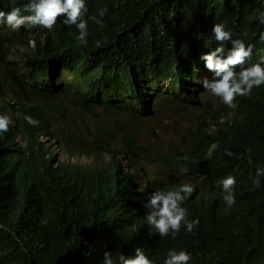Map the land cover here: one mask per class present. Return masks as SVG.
Here are the masks:
<instances>
[{"label":"trees","instance_id":"1","mask_svg":"<svg viewBox=\"0 0 264 264\" xmlns=\"http://www.w3.org/2000/svg\"><path fill=\"white\" fill-rule=\"evenodd\" d=\"M14 1L19 5L27 2L0 0V10H10ZM85 3V19L107 8L103 26L88 19L86 44L70 28L54 30L55 26L49 31L40 27L39 31L22 27L16 32L0 24V82L5 90L11 87L21 118L20 127L11 125L7 133L0 134V264H102L105 251H110L114 264H119V255L135 256L137 248L154 264H163L172 249L190 252L188 264H264V176L259 178V187L253 183L256 169L264 168V85L254 88L250 96H238L235 107H229L202 89V74L197 75L175 53L201 48L206 35L201 18L208 16L213 19L209 28L224 23L233 38L254 45L244 67L259 62L264 58V40L260 39L264 24L259 22L264 0ZM152 32L158 37V47L148 44ZM30 38L36 42L23 52L24 62L12 60L14 49L26 48ZM225 44L232 46L231 41ZM155 56L157 64L152 62ZM145 57L148 83L140 88L131 85L120 100L119 96L101 101L95 93L89 99L76 81L61 76L54 83L55 76L50 77V68L68 65L73 75L77 73L91 83V91L110 88L117 96L130 80L143 81L139 68ZM158 77L170 79L171 86L167 95H163L164 90L155 95L161 102L147 117L159 120L164 135L172 132L168 147L152 128L156 144L145 146L136 141L135 135L149 132L152 126L142 116L145 111L131 113L133 109L127 103L134 100L144 104L147 90L153 89L152 83ZM198 88L216 97L219 107L212 100L201 103ZM170 99L183 105L192 99L193 105H202L203 112L184 119L180 107L176 110L180 119L165 124ZM36 100L45 102L47 108ZM66 105L78 110L83 118L84 112L93 118L102 116L96 112L101 108L106 114L129 116L120 127L133 136L125 140L123 151L109 149L103 144L108 125H93V129L84 118L81 124L93 136L94 147H86L85 133L65 135L61 142L70 150V160L56 159L37 142L39 137L34 140L50 123L60 125L71 119ZM0 114L10 115L5 103L0 105ZM25 115L39 120V125H29ZM99 120L106 122L103 116ZM184 122L186 125H182ZM85 149L98 160L110 152L114 162L110 158L107 169L99 163L80 162L78 153H85ZM226 150L233 155H226ZM121 153L127 155L132 166L139 162L141 154L142 158L145 155L162 163L167 175L177 177L161 182L149 173L147 179L153 192L178 190L190 181L194 192L182 207L187 209L189 220L200 221L191 233L181 227L175 238L149 235V210L137 195L136 180L131 173L123 172L118 162L117 155ZM228 175L237 181L231 208L223 200L221 185Z\"/></svg>","mask_w":264,"mask_h":264},{"label":"clouds","instance_id":"2","mask_svg":"<svg viewBox=\"0 0 264 264\" xmlns=\"http://www.w3.org/2000/svg\"><path fill=\"white\" fill-rule=\"evenodd\" d=\"M13 4L14 5L10 8V10H0V24H5L16 32H19L22 27H33L39 31L41 30L40 27L48 29L49 31L55 26L56 27L54 30H56L58 27L70 28L75 32L77 36L76 38L83 44L87 43L86 37L89 35L88 19H91L97 25L103 26L104 21L102 18L107 13V8L105 7L99 10L98 16H91L88 19H85V13L88 11L85 0H27V2L22 5H19L18 3L16 4V1H14ZM23 13L28 14L24 15ZM259 18V22L264 24V10L260 12ZM212 20L213 19L209 18L208 16L201 18L202 25L206 33L205 40L200 44L201 48L196 47L192 50H182L175 53L176 55L181 56L187 64V67L195 70L197 75L202 74V77H216L212 80H202L203 78L201 77V79H199V83L202 85V89L209 90L214 96L219 97L222 102L229 107H235L234 101L238 96H250L254 88L264 85V58H261V60L257 63L244 67L246 61L252 56L254 45L246 44L241 38H233L232 31L228 30L224 23H215L213 27L209 28L208 24ZM244 35L246 36L247 34L244 33ZM260 39L264 40V33H261ZM208 40H210V42ZM228 41H231V48L225 44V42ZM35 42L36 41L34 38H30L26 48L20 47L18 49H14L12 60H18L20 64H22L25 60L23 52L32 49L35 45ZM148 44L158 47V37L154 36L153 32L151 33ZM152 62L157 64L156 56L152 58ZM176 66H179V63L176 64ZM237 68H239V71H237ZM139 70L144 74L142 75L143 81L138 83L135 80H130L126 86V89L124 91H119L117 96H113L114 93H111L110 88H102L96 92L91 91V88L93 87L91 83H88L87 79L82 76L78 77L77 73L76 76L73 75V71L68 65H60L56 68H50V77L53 75L55 76L53 81L54 83H56L61 78V76H65L69 80L76 81L81 85L79 90L89 99L95 93L96 97L98 99L100 98L101 101L104 100V98L114 100L115 97L119 96L120 100L125 96L127 89L131 85H137L140 88L145 87L148 83L149 78L146 69V57L141 63ZM152 84L153 89L147 90V96L144 104H137L134 100H128L127 102L128 105L133 109L130 110L131 113L138 114L137 111H145L142 116L147 121V124L149 123L147 114L153 112V110L157 108L158 104L161 102V99H156L155 95L161 93L160 91L163 90V95H167V90L171 86V80L165 79L164 77H158L153 81ZM9 89H11V87ZM9 89L5 90L0 82V105L5 103L7 110H10L9 116L0 114V134L7 133L10 130L11 125L14 128L21 126L19 108L15 103L16 97ZM202 89L198 88V91L200 90V93H197L198 97H200L199 101L202 95H208L207 93H201ZM108 95L109 97H107ZM165 97L166 96L162 98L165 99ZM170 101L174 102L172 99H170L168 102ZM36 103L44 108H47L45 102L42 100H36ZM50 103L54 104L55 101ZM188 103L194 104L192 99H189ZM96 112L99 114L100 109H96ZM117 116H120L121 120L118 123H115L112 127H110L109 124L99 120L102 117L101 115H99V117H94V119L97 120L99 125L102 123L108 125L104 130L105 136L103 144L109 147V149L116 148L123 151L126 147L125 140L128 138V136H133V133L127 132L120 127V125H122L129 116L125 117L124 115L119 114ZM91 117H93V115ZM24 120H26L27 123L33 127L39 125V120L33 118L30 115H25ZM57 124L58 123H50L48 125V127L50 125L56 127L54 128L55 136L61 134V132L58 130L59 128ZM144 126L140 128V131ZM46 130L47 129L40 131L34 141L36 142L39 135ZM150 131L151 127L149 129V132ZM149 132L141 136H139L140 133L135 135L136 141L138 142V140H140L141 144H143L142 136H147ZM46 135L50 136V133H46ZM65 135H67V133H63L60 138H57L56 140V143L59 144L62 150V152L59 154L53 151L49 143L40 137V141L37 142L42 143L44 147L48 149V152L54 156V158L60 159L62 161H68L70 160L68 158L70 150L66 149L65 145L61 142L63 136ZM153 135H155L154 132ZM85 137L87 138L86 147H94L91 145L94 142L93 136H89V134L85 132ZM25 139L24 142L27 141ZM24 142L21 141L22 147L25 146ZM106 142H108V144H106ZM145 142L149 144L147 139ZM225 154L228 156L233 155V153L228 150L225 151ZM104 157L107 159L103 160ZM113 157L114 156H112L110 152L109 155L105 152L103 158L98 160L92 153L88 152L87 149H85V153H78V160L80 162L99 163L101 168L104 169H107V166H109L110 158L114 162ZM117 159L119 163L121 162V166L124 169L123 172L131 173L136 180L138 185L137 195L139 199H143L144 207L149 210L148 214L146 215L147 224L150 226L149 235H152L153 233H159L160 237L171 235L173 238H175V236L180 232L181 227H184L186 232L191 233L193 229L199 225V218L189 220L187 209L182 207V203L186 201L194 192V188L190 181L179 186L178 190H155L153 192L154 188L150 189L147 176L149 173H151L153 177L161 180V182L162 180L167 179V176L173 177V175H167L166 166H163V164L160 162H154L153 160L148 159L145 155L142 158L141 154L140 158H138L139 162L134 166H132L131 162L128 163L127 155L124 153L117 155ZM148 165L162 168L164 176L162 178L156 177L154 171L151 170ZM185 174L191 179H194L195 177L192 173L187 171H185ZM261 176H264V168H257L255 178L253 180V183L257 187L260 186L259 178ZM236 182V178L232 175L226 176L221 181L222 190L224 193L223 200L228 208H231L235 204L234 189ZM191 257L192 254L186 250L177 251L172 249L169 250L167 257L163 261V264H188ZM117 259L119 264H154V261L149 259L145 252L140 248L136 249L135 256L126 257L121 254ZM102 264H114L113 255L110 251H105Z\"/></svg>","mask_w":264,"mask_h":264},{"label":"rangeland","instance_id":"3","mask_svg":"<svg viewBox=\"0 0 264 264\" xmlns=\"http://www.w3.org/2000/svg\"><path fill=\"white\" fill-rule=\"evenodd\" d=\"M209 100H212L214 102V106L216 108L219 107L217 99L213 96H210V95H202L200 102L205 103ZM167 106H168V111L164 115V118H163L165 124L173 123L174 120L180 119L179 114L176 113V110L180 107L182 108L181 114L183 116L182 118H184V119L193 118L194 114H199V113L203 112L202 105L196 106V105H193L191 103H188L187 105H183L180 103H174V102L170 101L167 103ZM66 108H67L68 112H70L71 119L67 120L66 122H64L60 125L57 124V126L59 128L58 130L61 132V134L58 136H55L54 135V132H55L54 128H56V127L50 125L46 131H43L39 135V137L41 139H43L49 143V145L52 147L53 151H55L57 154L61 153L62 150H61L59 144L56 143V140H57V138H60V136L63 133L64 134L67 133V135H69V136H71V134H78V131L85 133V125L81 124L83 122L82 120L84 118L86 120L85 122H89L93 129H94L93 125H99L97 123V121L94 120V118L91 117L92 115H90L89 113L84 112V115L82 113V116H84V118H83V117L79 116L80 112H78V110L71 109L72 107H70L69 105H66ZM100 112H101L102 116L104 117V120L106 121L105 123L109 124L110 127H112L115 123H118L121 120L120 116H112V114H106L101 109H100ZM107 115L109 117H106ZM78 123H80L79 127H78ZM148 125H149V127L152 126L151 128L156 131V134H160L159 136H160V139L162 140V142L164 143V147H168L170 145V138L173 135V134H171L172 132L168 133L169 137L167 135H164L163 132L161 131V128H160V122L156 118L150 119ZM182 125H186V123L184 122V123H182ZM46 133H50V136H47ZM146 139L149 141V144H156L157 143V137H156V135H153L152 130L148 133L147 136H142V143L144 145L148 146L149 144L145 142ZM177 140H178V137H177ZM106 159L107 158L104 157L103 160H106ZM148 166L151 170L154 171L156 177L162 178L164 176L162 168L150 166V165H148ZM166 178L169 180L177 179V177L175 175L172 178H169L168 176Z\"/></svg>","mask_w":264,"mask_h":264}]
</instances>
